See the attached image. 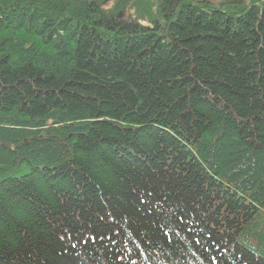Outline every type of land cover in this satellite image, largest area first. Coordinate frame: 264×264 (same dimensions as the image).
<instances>
[{
  "label": "trees",
  "instance_id": "1",
  "mask_svg": "<svg viewBox=\"0 0 264 264\" xmlns=\"http://www.w3.org/2000/svg\"><path fill=\"white\" fill-rule=\"evenodd\" d=\"M0 264H264V0H0Z\"/></svg>",
  "mask_w": 264,
  "mask_h": 264
},
{
  "label": "rangeland",
  "instance_id": "2",
  "mask_svg": "<svg viewBox=\"0 0 264 264\" xmlns=\"http://www.w3.org/2000/svg\"><path fill=\"white\" fill-rule=\"evenodd\" d=\"M210 1L215 2V3H218L220 0H210ZM121 12H123L125 18L126 17H130V16H132L134 14V11L131 10L130 8L124 9L123 11H120V13ZM123 14H120V15L123 16Z\"/></svg>",
  "mask_w": 264,
  "mask_h": 264
}]
</instances>
